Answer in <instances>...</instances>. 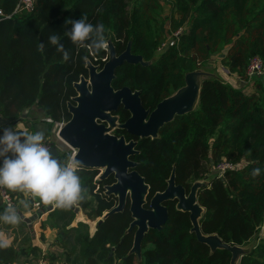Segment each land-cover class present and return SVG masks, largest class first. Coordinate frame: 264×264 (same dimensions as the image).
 I'll return each instance as SVG.
<instances>
[{
    "label": "trees",
    "instance_id": "obj_1",
    "mask_svg": "<svg viewBox=\"0 0 264 264\" xmlns=\"http://www.w3.org/2000/svg\"><path fill=\"white\" fill-rule=\"evenodd\" d=\"M20 1L0 0L5 15L0 17V120L8 122L18 121L32 106L43 109L51 126L71 118L68 103L76 94L74 83L87 75V59L102 66L108 54L107 47L97 52L90 41L78 46L64 35L71 27L65 21L82 15L88 23L104 26L105 41L112 40L118 53L132 40L133 53L145 60L159 56L149 66L125 62L113 81L115 88L141 90L145 106H155L181 87L185 72L208 63L215 53L221 54L231 73L244 79L254 57L264 61V0H36L27 13L18 11ZM166 5L170 14L164 12ZM176 33L168 51L159 54L165 38ZM52 34L69 52L67 62L49 44ZM41 42L43 51L38 50ZM253 85L246 92L219 78L205 81L198 108L178 115L157 138L139 140L140 153L134 156L151 195L166 188L174 166L176 182L187 188L211 175L209 186L198 195L206 210L201 229L230 244L256 239L240 264H264V237L256 235L264 222V81ZM118 114L121 120L129 117L124 109ZM225 157L235 161L233 168L223 176L207 172L210 163ZM256 168L260 174L253 176ZM76 171L83 196L76 203L88 219L96 220L118 204L114 195L104 193V186L114 181L112 176L98 180L99 169ZM8 192L20 220L16 225L0 222L1 233H11L10 242L0 236V264L24 263L30 256L36 263L47 259L62 264H230L231 253H211L190 231L189 213L177 211L172 202L169 221L146 234L141 260L130 254L134 231L126 233L132 222L129 203L105 219L92 236L88 223L72 225L77 216L72 209L48 211V204L42 203L40 212L46 216L40 221L41 238L47 229L56 232L43 252L22 216L35 200L22 192ZM4 207L0 200V212Z\"/></svg>",
    "mask_w": 264,
    "mask_h": 264
},
{
    "label": "water",
    "instance_id": "obj_2",
    "mask_svg": "<svg viewBox=\"0 0 264 264\" xmlns=\"http://www.w3.org/2000/svg\"><path fill=\"white\" fill-rule=\"evenodd\" d=\"M108 58L104 64H94L87 59V76L82 75L74 83L76 94L68 103L71 118L63 122L58 137L74 151L73 162L76 168L100 169L98 180L112 176L114 181L104 186L105 195H114L118 204L106 211L97 222L100 226L105 219L127 206L132 215V222L126 233L134 231L133 246L130 254L142 257V244L150 230H161L170 219L167 201H176L177 211L188 212L192 224L191 232L198 241L207 244L211 253L216 250H228L231 253L230 264H240L243 256L251 252L255 241L245 245L225 242L217 233L204 234L201 220L205 208L199 203L198 195L202 188L209 186V180H195L189 191L182 184L176 183L175 166L167 179V187L151 195V186L138 171L139 162L134 156L139 154V140L159 136L163 126L171 123L178 115L195 111L200 103L202 86L211 78H218L214 73L195 69L185 73L184 84L169 96L158 102L154 109L144 106L141 90L129 86L115 88L113 81L117 69L125 62L151 65L155 58L145 60L141 54L132 52V40L126 49L117 53L112 40L107 41ZM124 109L129 117L121 122L118 111ZM117 129L127 131L132 138L114 133ZM53 156L59 152L50 149ZM68 209L76 213L80 207L74 204ZM51 206L45 210H52Z\"/></svg>",
    "mask_w": 264,
    "mask_h": 264
},
{
    "label": "clouds",
    "instance_id": "obj_3",
    "mask_svg": "<svg viewBox=\"0 0 264 264\" xmlns=\"http://www.w3.org/2000/svg\"><path fill=\"white\" fill-rule=\"evenodd\" d=\"M65 24L71 25L64 35L73 44L80 46L90 41L97 52L107 47L102 24L94 26L83 15L79 19H67ZM48 42L61 53L63 62L70 59L58 35H50ZM43 49L41 42L38 50ZM260 171L253 169L252 175L257 176ZM0 188L25 193L58 208L70 207L83 199L74 162L71 159L61 162L53 156L42 132L20 131L17 125L0 126ZM19 220L16 208L10 204L0 212V222L4 224L16 225Z\"/></svg>",
    "mask_w": 264,
    "mask_h": 264
},
{
    "label": "crops",
    "instance_id": "obj_4",
    "mask_svg": "<svg viewBox=\"0 0 264 264\" xmlns=\"http://www.w3.org/2000/svg\"><path fill=\"white\" fill-rule=\"evenodd\" d=\"M36 111L42 112L43 117L40 119L37 118V115L35 114ZM14 125L18 126V130H28L29 132H34V131L42 132L45 137V143L48 144L50 147L49 149H51V147L57 148L59 153L55 157L61 162H67L69 160L70 154L72 152L71 148L67 144H65L61 139H59V137L54 133V123L52 126L50 125V122L47 120V117L45 116L42 108L38 106H32L30 108H26L23 111L21 118L15 122H8L5 120H0V126L8 127V126H14ZM29 211L25 209L22 212V216L25 219L31 217ZM45 216L46 214H44L42 218H44ZM79 221L88 223L90 225L91 236L94 235L98 227H95V231L91 230V223H90L91 220L87 218V216L84 214L81 208L79 212L77 213L76 219L72 225H76ZM29 228L32 230L34 242L40 245L43 252L47 251V248L49 244L53 241L56 235V232L50 229L45 230L44 231L45 235L43 239L41 238V229H40L39 222H34L32 224H29ZM10 234L11 233L9 232L8 235H5L1 233L0 231V236H2L7 242L11 241Z\"/></svg>",
    "mask_w": 264,
    "mask_h": 264
},
{
    "label": "rangeland",
    "instance_id": "obj_5",
    "mask_svg": "<svg viewBox=\"0 0 264 264\" xmlns=\"http://www.w3.org/2000/svg\"><path fill=\"white\" fill-rule=\"evenodd\" d=\"M170 11H171L170 6L166 5L164 12L167 13V14H170ZM176 35H177V33L173 34V35H169L168 37L165 38L164 43H163L165 45H163V47L161 46V48H162V50H164V52L168 51V48L171 46L172 42L174 41V37ZM106 44H107V42H106ZM158 53L162 54V53H160V51H158ZM155 57H156L155 59L157 60V58L159 56L156 55ZM221 58L222 57H221L220 53H215L214 55H212V57H211V59H210V61L208 63L203 64V65L202 64L198 65V67L195 68V69H202V70L214 73L219 79L223 80L224 82L231 84L236 89H240V90L246 91V92L251 91L253 89L252 86H254L253 85L254 81H256V80L264 81V71L262 73H258L257 75L253 76L252 78L247 77L246 79L234 75L233 73H231L229 71V69L226 66H224L222 64ZM186 66L188 67V69H190L192 67V64L187 62ZM195 69H192V70H195ZM188 71H191V70H188ZM188 71H186V72H188ZM35 114L37 115V118H39V119L43 117V113L40 112V111H36ZM218 163H226V164H229L230 166H232V165H234L233 163H235V161L232 158H226V157L222 158L217 163H215L216 165L213 164V163L212 164L210 163L208 165L209 169L207 170V172L208 173H212V171H216V166H217ZM210 176L205 177V178L202 177V178H199V179H196V180H209ZM29 213H30V215L32 214L30 211H29ZM99 219L100 218H98L96 220H91V222H90L91 223V230L95 231V227H96L97 222H98ZM256 235L258 236V239H260L261 237L262 238L264 237V222L257 229V234ZM252 240H254L256 242V239H252ZM254 245H255V243H254ZM39 258H40V256H39ZM32 259H33V256H30V258L28 260H26L27 262L23 263V261H24L23 260L22 262H20L18 264H22V263L23 264H39L38 261H37L38 263H36V261H34ZM54 263L55 264H62L61 261H58V262L56 261Z\"/></svg>",
    "mask_w": 264,
    "mask_h": 264
},
{
    "label": "built area",
    "instance_id": "obj_6",
    "mask_svg": "<svg viewBox=\"0 0 264 264\" xmlns=\"http://www.w3.org/2000/svg\"><path fill=\"white\" fill-rule=\"evenodd\" d=\"M35 1L36 0H21L18 11L24 12V13L32 11L34 9V6H35ZM3 16H5V15L0 10V17H3ZM7 17H9V15H7ZM163 45H165V44H162V47H163ZM158 51H160V53H164V50H162L161 47L159 48ZM105 60H106V58L103 59V61H105ZM263 71H264L263 60L260 59L259 57H254L248 65L247 76L252 78L253 76L257 75L258 73H262ZM47 120L49 122L52 121L50 118H47ZM62 124H63V121L54 122V133L57 136H58V132H59V129H60ZM46 146L49 147L48 144H46ZM73 154H74V151L71 152L70 158H69L72 161H73ZM231 168H233V165L230 166L229 164H226V163H218L216 166V172H217L218 176H223L224 173ZM0 200L6 206L10 204V205L16 207L15 200L13 199V197L10 196L7 189L0 188ZM74 205L80 207V205H78L77 203H75ZM48 206H51L53 209L55 207L53 204H48ZM41 209H43L42 202L39 199L35 200L33 202L32 208L30 209V212L32 213L31 217L27 218L29 224H32L34 222L40 223L42 216H43V213L40 212ZM48 211H50V210H48ZM39 264H55V263H51V262L47 261L46 259H41L39 261Z\"/></svg>",
    "mask_w": 264,
    "mask_h": 264
},
{
    "label": "flooded vegetation",
    "instance_id": "obj_7",
    "mask_svg": "<svg viewBox=\"0 0 264 264\" xmlns=\"http://www.w3.org/2000/svg\"><path fill=\"white\" fill-rule=\"evenodd\" d=\"M126 47H127V46H126ZM106 49H107V51H108V47H107ZM125 49H126V48H125ZM125 49H124V50H125ZM124 50H123V51H124ZM123 51H122V52H123ZM117 53H118V52H117ZM120 53H121V52H120ZM118 54H119V53H118ZM105 58H106V59L108 58V54H107V57H105ZM87 74H88V70H87ZM85 76H87V75H85ZM176 90H177V89H176ZM168 96H169V95H168ZM141 98H143V97H142V91H141ZM163 99H164V98H163ZM163 99H162V100H163ZM160 101H161V100H160ZM160 101H159V102H160ZM142 102H143V99H142ZM143 104H144V103H143ZM157 104H158V103H156V105H157ZM156 105H155V106H152V105H150V106H145V104H144L145 107H147V108H151V109H154V108L156 107ZM128 113H129V112H128ZM120 121L123 122V121H125V120H121V119H120ZM114 133H116V134L119 135V136H120V135H125L126 138H127L128 140L132 138V136H131L127 131H125V130L117 129ZM127 136H129V137H127ZM99 170H100V169H99ZM101 171H102V170H100V174H101ZM194 181H195V180H194ZM194 181H193V182H194ZM176 183H177V182H176ZM177 184H178V183H177ZM182 185H183V184H182ZM191 185H192V184H191ZM191 185H190V186H191ZM184 186H185V185H184ZM166 187H167V186H166ZM185 187H186V186H185ZM186 189H187V191H189L190 187H189V188L186 187ZM169 202L174 203V206H175V204H176V201H172V200L167 201V202H164V204H165L168 208H169V204H168Z\"/></svg>",
    "mask_w": 264,
    "mask_h": 264
}]
</instances>
